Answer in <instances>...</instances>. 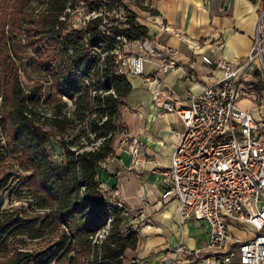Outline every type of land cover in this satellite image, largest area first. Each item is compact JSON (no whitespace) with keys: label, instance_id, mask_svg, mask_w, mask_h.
Instances as JSON below:
<instances>
[{"label":"trees","instance_id":"1","mask_svg":"<svg viewBox=\"0 0 264 264\" xmlns=\"http://www.w3.org/2000/svg\"><path fill=\"white\" fill-rule=\"evenodd\" d=\"M41 1H45V9L33 12V4ZM100 1L109 11L122 12L124 18H114L108 24L98 12L100 5L94 2L88 6L95 7L97 16L71 27L67 19H61L67 0H13L8 22L27 34L34 54L28 66L36 67L44 80L23 87L19 68L11 65L3 80L0 126L11 137L20 167L30 173L16 188L27 190L31 204L47 213L44 219L4 216L0 220V246L13 235L40 238L47 226L60 229L61 235L54 250L42 254L16 251L1 264H61L66 260L77 264V259L85 256L92 257L90 264H125V251L137 246L138 233L122 231L124 210L103 196L97 170L115 153L120 109L132 90L128 76L118 72L115 62V50L121 42L118 37L125 42L143 40L149 37V29L125 0ZM136 7L147 9L139 1ZM8 39L16 41L18 34ZM8 39L3 37V44L7 45ZM46 84L51 85L45 101L53 105L51 116L39 112ZM63 99L74 105L72 119L64 113L67 102ZM77 121L88 125L90 149H85L84 143L74 149L73 142L63 140L65 162L57 166L46 151L43 127L37 123L63 130L67 122ZM8 178L0 181V194L8 189ZM104 229V237L95 241ZM72 253L75 256H69Z\"/></svg>","mask_w":264,"mask_h":264},{"label":"crops","instance_id":"2","mask_svg":"<svg viewBox=\"0 0 264 264\" xmlns=\"http://www.w3.org/2000/svg\"><path fill=\"white\" fill-rule=\"evenodd\" d=\"M138 1L147 9L136 7ZM125 2L149 29L148 39L157 50L176 52L178 67L162 74L161 60L152 58L145 63L143 75H128L132 90L120 109L121 129L115 136V153L101 163L97 180L103 196L127 210L122 231L127 234L139 228L137 246L124 253L125 264H160L165 256L177 264H209L201 260L210 255L206 225L180 215L175 198L161 197L167 187L163 170L171 165L185 126L177 112L154 105V92H171L179 106H186L192 93L224 76L218 62L230 63L235 69L237 61L245 60L251 51L264 0ZM220 41L225 46H218ZM137 49L134 44L129 51L134 54ZM203 56L216 64H207ZM124 134L143 144L144 160L137 166L132 163V155L117 145ZM234 231L241 239L251 236L237 224ZM180 246L199 251L200 258L178 252Z\"/></svg>","mask_w":264,"mask_h":264},{"label":"built area","instance_id":"3","mask_svg":"<svg viewBox=\"0 0 264 264\" xmlns=\"http://www.w3.org/2000/svg\"><path fill=\"white\" fill-rule=\"evenodd\" d=\"M96 16L91 13L81 21L85 24ZM61 19H67L66 13ZM79 21L71 27H78ZM118 39L121 42L115 50V62L120 74L143 75L145 63L152 58L161 60L162 74L178 67L174 50L160 52L148 38L133 42ZM219 43L218 46H225L224 41ZM134 44L138 49L131 54ZM203 60L216 64L208 56H203ZM217 66L224 76L192 93L186 106H179L171 92H154V105L177 112L185 126L172 163L163 170L167 187L161 197L175 198L180 215L208 228L210 255L201 258L202 262L264 264V89L255 77L257 73L264 74V9L247 58L237 61L235 69L225 61ZM240 100L254 102L253 109L239 106ZM117 145L132 155L134 166L144 160L139 139L124 134ZM119 207L128 215L123 206ZM234 224L251 236L241 239ZM100 232L95 241L103 238L106 230ZM178 252L200 258L199 251L192 252L186 246L178 247ZM160 264L177 263L165 256Z\"/></svg>","mask_w":264,"mask_h":264},{"label":"rangeland","instance_id":"4","mask_svg":"<svg viewBox=\"0 0 264 264\" xmlns=\"http://www.w3.org/2000/svg\"><path fill=\"white\" fill-rule=\"evenodd\" d=\"M45 1L36 2L33 4L36 10L33 12H42L46 4ZM97 2L100 5L98 12L103 13L105 21L111 24L114 18H121V13L116 14L114 11H109V6L100 0H67L66 4V18L67 24L72 25L74 21H79V25L82 26L81 18L85 15L98 12L90 7L88 4ZM13 0L9 3V0H0V107L2 103L1 95L3 93V80L8 71H10L11 65L14 63L19 69L18 74L22 81L23 87L41 83L44 80V76L36 69V67H29L28 62L31 56H34L31 48L29 47V41L27 34H21L14 29L8 22L12 12ZM81 8V9H80ZM82 14V15H81ZM124 16L121 18L123 19ZM18 34L16 41L10 40L11 35ZM20 34V35H19ZM3 37L8 39L7 45L3 44ZM150 40V39H149ZM151 41V40H150ZM153 44V43H152ZM259 81V86L264 89V74L257 73L255 75ZM49 84L45 85L44 100L40 105L39 112L45 114V116H51L54 112L52 104L45 103L49 96ZM67 102V108L64 109V113H67V118L72 119V112L74 105L70 100L63 99ZM45 103V104H44ZM239 106L244 109H253L254 102L247 100H240ZM2 117L0 108V118ZM37 126L43 127V140L46 151L50 159L57 165L61 166L65 162L64 147L61 142H73L74 149L79 144H85V149H90L91 145H87L89 140L87 139L88 125L84 122H74L71 124L67 122V127L63 130H58L54 127L45 126L43 123H37ZM47 133V134H46ZM19 154L14 150V146L9 134L0 126V181L8 178L9 187L7 190L1 192L2 201L0 202V220L6 215L20 216L21 218L41 217L44 219L47 211L39 210L35 205H32L29 201L30 195L27 190L18 191L16 186L19 182L24 180L30 173L26 172L20 167L18 162ZM103 233V232H102ZM101 234V232H100ZM61 230L55 226H47L43 230V235L37 239H31L25 235H13L10 236L5 244L0 246V264L6 262V260L12 256L16 251H27L30 253L42 254L48 250L56 249L60 240ZM69 256H75L72 253ZM92 257L85 256L81 260L77 259V264H90ZM60 264V263H54ZM61 264H69L68 260Z\"/></svg>","mask_w":264,"mask_h":264}]
</instances>
